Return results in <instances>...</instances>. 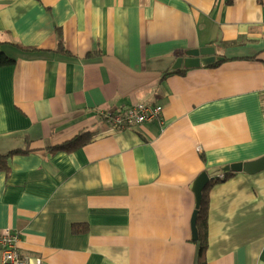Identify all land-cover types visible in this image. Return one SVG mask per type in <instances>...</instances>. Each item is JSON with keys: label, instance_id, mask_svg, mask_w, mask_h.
I'll return each instance as SVG.
<instances>
[{"label": "crops", "instance_id": "crops-1", "mask_svg": "<svg viewBox=\"0 0 264 264\" xmlns=\"http://www.w3.org/2000/svg\"><path fill=\"white\" fill-rule=\"evenodd\" d=\"M207 47L222 60L174 69ZM136 104L162 119L104 116ZM27 149L0 171V231L30 264H199L193 184L264 157V0H0V155ZM207 197L206 264H264V171Z\"/></svg>", "mask_w": 264, "mask_h": 264}, {"label": "built area", "instance_id": "built-area-1", "mask_svg": "<svg viewBox=\"0 0 264 264\" xmlns=\"http://www.w3.org/2000/svg\"><path fill=\"white\" fill-rule=\"evenodd\" d=\"M163 111L161 106L136 104L112 114L104 113V116L115 129L160 120L162 119ZM19 240L20 235L10 229L0 231V264H30V259L23 257L19 252ZM37 264H42V261L37 259Z\"/></svg>", "mask_w": 264, "mask_h": 264}, {"label": "water", "instance_id": "water-1", "mask_svg": "<svg viewBox=\"0 0 264 264\" xmlns=\"http://www.w3.org/2000/svg\"><path fill=\"white\" fill-rule=\"evenodd\" d=\"M189 56L186 59H178L174 69H179L184 65L186 68H199L201 66L208 65L215 61H220L222 59L215 56V50L213 48H202L197 50H192L187 53ZM264 171V157L248 162V163H235L223 168H216L202 173L199 178L193 184V190L196 194V210L192 219V238L194 241L198 240V229H197V218L199 214V209L203 201V192L211 182L212 179L220 177L223 175H228L230 173H247L250 175H255Z\"/></svg>", "mask_w": 264, "mask_h": 264}, {"label": "trees", "instance_id": "trees-1", "mask_svg": "<svg viewBox=\"0 0 264 264\" xmlns=\"http://www.w3.org/2000/svg\"><path fill=\"white\" fill-rule=\"evenodd\" d=\"M57 38H58V47L59 49L57 50V52L60 53H64L66 54L67 52L64 50L63 48V35L61 32H59L57 34ZM21 50L24 51H37V49H31V48H24L21 45H17ZM11 63H13L12 60L8 59L6 56H2L1 58V64L3 66L6 65H10ZM91 140L90 137V133H81L80 135L76 136L75 138L64 142L60 145L54 146L51 148V150L53 152L56 151H74L77 150L83 146H85L89 141ZM30 151V149L21 151V150H16L11 152L8 155H0V171L2 170H8L10 168V160L12 158V156H14L15 154H20V153H28ZM235 173H230L228 175H223L220 177H216L214 179L211 180V182L208 184V186L206 187V189L203 192V201L201 204V207L199 209V214H198V218H197V229H198V240L196 241V243L199 245V264H206L205 262V251L207 249V237H206V213H207V209H208V204H209V200H208V191L210 190V188L222 181L225 180L227 178H229L230 176H232Z\"/></svg>", "mask_w": 264, "mask_h": 264}]
</instances>
